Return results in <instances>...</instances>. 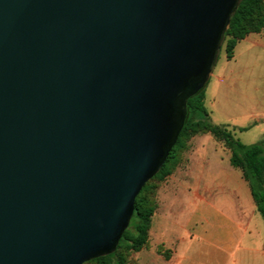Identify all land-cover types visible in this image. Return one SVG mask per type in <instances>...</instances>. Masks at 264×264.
<instances>
[{
	"label": "water",
	"instance_id": "obj_1",
	"mask_svg": "<svg viewBox=\"0 0 264 264\" xmlns=\"http://www.w3.org/2000/svg\"><path fill=\"white\" fill-rule=\"evenodd\" d=\"M239 3L0 0V264L117 250Z\"/></svg>",
	"mask_w": 264,
	"mask_h": 264
},
{
	"label": "rangeland",
	"instance_id": "obj_2",
	"mask_svg": "<svg viewBox=\"0 0 264 264\" xmlns=\"http://www.w3.org/2000/svg\"><path fill=\"white\" fill-rule=\"evenodd\" d=\"M225 47L222 43L205 90V105L212 111L214 125L228 126L243 144L261 143L264 140V115L259 117L264 113V31L240 42L232 60L227 59ZM239 127L245 129L239 131ZM230 156L224 141L210 132H199L188 141L174 172L165 181H152L154 189L149 198L156 207L154 216H167L174 231L182 232L183 240L179 239L175 247H181L184 252L185 238L192 242L191 257L184 259L186 254L182 252L176 256V263L264 264V256L244 247L241 233L227 212L226 199L241 192L242 186L249 189L242 172L231 165ZM172 257V250L159 247L151 251L148 247L130 254L129 262L164 264L158 261L161 258L165 264H173Z\"/></svg>",
	"mask_w": 264,
	"mask_h": 264
},
{
	"label": "trees",
	"instance_id": "obj_3",
	"mask_svg": "<svg viewBox=\"0 0 264 264\" xmlns=\"http://www.w3.org/2000/svg\"><path fill=\"white\" fill-rule=\"evenodd\" d=\"M262 31H264V0H240L223 39V43L226 44L227 59L234 58L235 49L241 41L251 34ZM205 90L188 99L186 120L179 137L161 170L142 188L136 198L133 217L122 235L117 250L111 255L85 264H130V254L149 247L150 230L156 211L152 199L149 198V193L154 189L151 183L154 180L165 181L174 172L188 141L199 132H210L224 141L231 152V165L242 172L243 178L249 185L256 209L264 220V140L261 143L246 145L235 137L228 126L214 125L205 105ZM244 129L240 128L239 131Z\"/></svg>",
	"mask_w": 264,
	"mask_h": 264
},
{
	"label": "crops",
	"instance_id": "obj_4",
	"mask_svg": "<svg viewBox=\"0 0 264 264\" xmlns=\"http://www.w3.org/2000/svg\"><path fill=\"white\" fill-rule=\"evenodd\" d=\"M248 37L243 41H248ZM239 45L240 43L237 46ZM220 79L221 78H219V80ZM212 101H213V106L216 108L217 99L214 98ZM211 113L212 111H210V114ZM263 115L264 113L263 114L261 113L259 114V117ZM258 118H256V120ZM235 126L237 127V125ZM239 128H245V127H239ZM234 190H238V189H234ZM225 205L228 208L227 212L230 213L231 217L234 220V223L238 228V231L241 233L242 243L244 247L255 251L257 254L261 256H264V222H263L264 220L256 209L250 188L246 190V188L242 186L241 192L234 193L232 196H229V199H226L225 201ZM179 239L183 240L182 232L174 231V226L172 225V221L167 216L156 218L155 215L153 217L152 227L150 230L149 250L155 251L159 247H164L165 249L172 250L173 257L171 258L172 260L171 263L173 262V264H182V262L176 263L178 262L176 261V256L182 254L183 252L181 247L179 246L175 247V245L177 244L176 242H178ZM183 244H185V249H186V251L183 252V254H186L184 256V259H188V257L189 258L191 257L190 253L192 246V242L190 241L189 237L185 238ZM158 261L160 263L165 264L164 260H162L161 258Z\"/></svg>",
	"mask_w": 264,
	"mask_h": 264
}]
</instances>
